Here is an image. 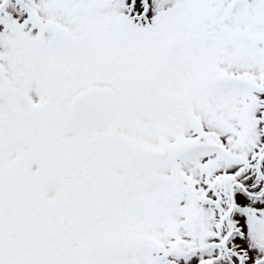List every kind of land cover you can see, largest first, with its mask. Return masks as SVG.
<instances>
[{
	"label": "snow or ice",
	"instance_id": "1",
	"mask_svg": "<svg viewBox=\"0 0 264 264\" xmlns=\"http://www.w3.org/2000/svg\"><path fill=\"white\" fill-rule=\"evenodd\" d=\"M0 264H264V0H0Z\"/></svg>",
	"mask_w": 264,
	"mask_h": 264
}]
</instances>
